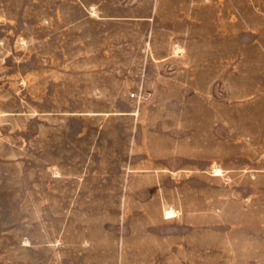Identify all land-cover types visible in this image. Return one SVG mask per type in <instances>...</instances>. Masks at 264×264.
I'll return each instance as SVG.
<instances>
[{
  "label": "rangeland",
  "instance_id": "374dc122",
  "mask_svg": "<svg viewBox=\"0 0 264 264\" xmlns=\"http://www.w3.org/2000/svg\"><path fill=\"white\" fill-rule=\"evenodd\" d=\"M261 1L230 80L150 0H0V264H264L260 94L229 92Z\"/></svg>",
  "mask_w": 264,
  "mask_h": 264
},
{
  "label": "crops",
  "instance_id": "0c3cea01",
  "mask_svg": "<svg viewBox=\"0 0 264 264\" xmlns=\"http://www.w3.org/2000/svg\"><path fill=\"white\" fill-rule=\"evenodd\" d=\"M244 4L245 0H150V13L189 15L192 24L188 29L181 28L183 34L189 36L179 40L185 49L182 59L189 63L182 70L188 73L189 78L216 79L225 75L232 80L237 78V69L243 61L239 60L238 55V21L239 14L244 12ZM251 9L253 22L250 29L254 36L248 48L253 52L251 59H248L251 63L247 68L251 74L246 76L249 85L240 90L230 86L229 92L260 94V101L256 102L255 107L260 109L261 121H264V0L261 1L260 11ZM198 88L193 92H209L205 85ZM120 248L123 254L124 247Z\"/></svg>",
  "mask_w": 264,
  "mask_h": 264
},
{
  "label": "bare ground",
  "instance_id": "6f19581e",
  "mask_svg": "<svg viewBox=\"0 0 264 264\" xmlns=\"http://www.w3.org/2000/svg\"><path fill=\"white\" fill-rule=\"evenodd\" d=\"M213 172H214V174H220L222 172V169L220 167L215 166L213 169ZM164 213H165L166 217H171V216L175 215L174 210L169 209V208L165 209ZM24 244H26V243H24Z\"/></svg>",
  "mask_w": 264,
  "mask_h": 264
},
{
  "label": "built area",
  "instance_id": "2783aa9c",
  "mask_svg": "<svg viewBox=\"0 0 264 264\" xmlns=\"http://www.w3.org/2000/svg\"><path fill=\"white\" fill-rule=\"evenodd\" d=\"M134 93H132V95H133Z\"/></svg>",
  "mask_w": 264,
  "mask_h": 264
}]
</instances>
